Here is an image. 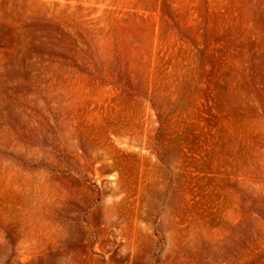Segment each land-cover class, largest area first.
Masks as SVG:
<instances>
[{
  "label": "rangeland",
  "instance_id": "1",
  "mask_svg": "<svg viewBox=\"0 0 264 264\" xmlns=\"http://www.w3.org/2000/svg\"><path fill=\"white\" fill-rule=\"evenodd\" d=\"M0 264H264V0H0Z\"/></svg>",
  "mask_w": 264,
  "mask_h": 264
}]
</instances>
